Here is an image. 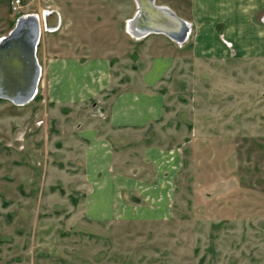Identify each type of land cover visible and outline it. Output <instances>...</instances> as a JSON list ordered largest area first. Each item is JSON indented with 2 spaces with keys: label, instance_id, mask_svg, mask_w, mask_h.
<instances>
[{
  "label": "rangeland",
  "instance_id": "rangeland-1",
  "mask_svg": "<svg viewBox=\"0 0 264 264\" xmlns=\"http://www.w3.org/2000/svg\"><path fill=\"white\" fill-rule=\"evenodd\" d=\"M21 1L15 12L10 0L0 4V37L23 15L41 22L60 9L63 22L38 42L33 100L0 98V264H264V61H203L190 25L183 43H135L121 29L131 0ZM142 53L170 55L173 66L148 85ZM61 55L107 59L105 103L51 98L50 63ZM136 89L164 97L161 117L142 129H109L112 98ZM88 127L111 141L113 171L137 181L140 194H126L122 209L90 201ZM147 145L179 151L176 169L163 173L169 204L143 199L156 192L147 187L157 174L141 154ZM163 206L167 216L153 217Z\"/></svg>",
  "mask_w": 264,
  "mask_h": 264
},
{
  "label": "crops",
  "instance_id": "crops-1",
  "mask_svg": "<svg viewBox=\"0 0 264 264\" xmlns=\"http://www.w3.org/2000/svg\"><path fill=\"white\" fill-rule=\"evenodd\" d=\"M3 1L5 0H0V4ZM131 1L133 13L130 17L123 19L121 25L122 33L126 38H130L135 43L152 37H162L166 42H175L162 34H147L142 37L130 34L129 24L137 13L136 3L134 0ZM154 4L168 8L190 27L195 26L198 29L197 36H201L203 41V61H264V0H184L183 8L177 5L176 0H154ZM50 11H55L58 15L57 28L53 31H46L43 28L39 41L42 32H56L62 25L61 10L50 9ZM33 15L39 17L38 14ZM3 37L6 36H1L0 39ZM148 56L142 53L141 60L144 59L147 64L149 63V70L144 78L146 83L151 85L172 68L174 58L170 55H162L146 59ZM44 57L45 60L49 59L47 56ZM79 59L80 57L76 55H61L53 58L50 63L52 77L47 84V90L51 93V98L57 102L72 100L81 102L94 99L96 104L101 106L105 103L104 91L111 85V78L109 79L111 72L107 59L101 56L87 58L88 62L83 64ZM143 79L141 78L142 84H144ZM163 100L164 97L161 94L150 90H123L109 103L107 126L116 132L129 128L142 129L161 117ZM100 119L95 118V120ZM81 135L87 140V171L89 172L87 179L93 191V198H90V201L95 203L98 201L95 197H99L103 203L120 204L122 209V205L128 201L126 194L131 196L140 194L136 191L137 181L131 176L113 171V146L104 133L101 134L96 128L88 127L82 130ZM178 152L175 148L161 149L155 145L143 146L142 156L149 161L157 173L156 183L147 186L155 189V195L147 197L143 195L144 201L148 204L171 202L172 184L168 179H166L167 182L162 180H165L163 173L168 172L171 175L170 172L176 169ZM162 208L161 211L151 212L152 216L166 217L167 207ZM124 209L127 211L126 208ZM144 212L147 213V211Z\"/></svg>",
  "mask_w": 264,
  "mask_h": 264
},
{
  "label": "water",
  "instance_id": "water-1",
  "mask_svg": "<svg viewBox=\"0 0 264 264\" xmlns=\"http://www.w3.org/2000/svg\"><path fill=\"white\" fill-rule=\"evenodd\" d=\"M137 2L139 7L132 21L141 15L140 20L144 17L141 26L151 27L152 33L165 35L175 42H184L189 24L168 8L155 6L154 0ZM29 16L32 17H20L9 34L0 39V98L16 105H24L36 94L40 76L36 57L40 26L34 15ZM45 20L44 30L51 31L48 27H54L53 30L57 28L58 15L55 11H49ZM51 20L53 25L49 26ZM138 34L142 37V33Z\"/></svg>",
  "mask_w": 264,
  "mask_h": 264
},
{
  "label": "bare ground",
  "instance_id": "bare-ground-1",
  "mask_svg": "<svg viewBox=\"0 0 264 264\" xmlns=\"http://www.w3.org/2000/svg\"><path fill=\"white\" fill-rule=\"evenodd\" d=\"M135 1V0H134ZM135 3H136V6H137V10H138V7H139V5H138V2H137V0L135 1ZM155 5V4H154ZM155 6H157V5H155ZM49 12H45L44 14H43V16H42V19H41V22L38 20V18L36 17V16H33L35 19H37L38 20V23H39V30H40V32H41V29L43 30V28L45 27V19H46V15L48 14ZM141 13V12H140ZM28 17H32V16H28ZM140 18H141V15H139L138 16V18H136L134 21H132L130 24H129V32H130V34H132V35H138L139 36V34L138 33H142V36H145V35H147V34H154V33H152V31H150V29H152L151 27H144V25L142 24V26H141V24H140V22L143 20V18L144 17H142V19L140 20ZM186 23V22H185ZM188 24V23H187ZM49 26H52L53 25V22H52V20H51V22L48 24ZM15 26V25H14ZM14 28V27H13ZM49 28V30H53V28L54 27H48ZM156 30V29H155ZM189 32H190V29H189ZM189 32H188V35H189ZM158 33V32H157ZM187 33V32H186ZM184 38H185V35H184V37L182 38L181 37V39L182 40H184ZM186 40V39H185ZM184 40V41H185ZM177 43V42H176ZM39 80H40V76H39ZM39 80H38V82H37V86H38V84H39ZM36 92H37V90H36ZM1 94V93H0ZM35 96V95H34ZM34 96L27 102V103H29L30 101H32L33 100V98H34ZM27 103H25V104H27ZM24 104V105H25Z\"/></svg>",
  "mask_w": 264,
  "mask_h": 264
},
{
  "label": "built area",
  "instance_id": "built-area-1",
  "mask_svg": "<svg viewBox=\"0 0 264 264\" xmlns=\"http://www.w3.org/2000/svg\"><path fill=\"white\" fill-rule=\"evenodd\" d=\"M21 0H10L9 5L10 9L15 12L18 11L22 6ZM23 17V16H22Z\"/></svg>",
  "mask_w": 264,
  "mask_h": 264
}]
</instances>
